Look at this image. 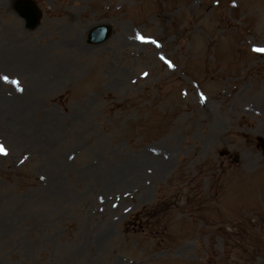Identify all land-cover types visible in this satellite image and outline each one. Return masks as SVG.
<instances>
[{"label": "rangeland", "instance_id": "374dc122", "mask_svg": "<svg viewBox=\"0 0 264 264\" xmlns=\"http://www.w3.org/2000/svg\"><path fill=\"white\" fill-rule=\"evenodd\" d=\"M20 1L0 0V264H264V0H31L33 29Z\"/></svg>", "mask_w": 264, "mask_h": 264}, {"label": "water", "instance_id": "95a60500", "mask_svg": "<svg viewBox=\"0 0 264 264\" xmlns=\"http://www.w3.org/2000/svg\"><path fill=\"white\" fill-rule=\"evenodd\" d=\"M20 14L27 19V25L34 27L39 21V16L35 8L30 3H23L19 5ZM111 34V28L107 25L95 27L90 36V42L101 43L105 41Z\"/></svg>", "mask_w": 264, "mask_h": 264}, {"label": "bare ground", "instance_id": "6f19581e", "mask_svg": "<svg viewBox=\"0 0 264 264\" xmlns=\"http://www.w3.org/2000/svg\"><path fill=\"white\" fill-rule=\"evenodd\" d=\"M163 18V17H162ZM34 53L32 52H24L22 55L26 57V65L29 68L30 66H34L35 61L37 59V56L33 55ZM144 162V158H136L134 159L124 170V172L120 173H113L112 174V179L115 182H123L125 184H131L133 181L136 179L142 178L143 175L140 171L137 169H141V163Z\"/></svg>", "mask_w": 264, "mask_h": 264}, {"label": "snow or ice", "instance_id": "6c2138e0", "mask_svg": "<svg viewBox=\"0 0 264 264\" xmlns=\"http://www.w3.org/2000/svg\"><path fill=\"white\" fill-rule=\"evenodd\" d=\"M141 40H144L143 37H140ZM153 43H155V41H152ZM257 51H264V49H257ZM5 80H7L8 78L7 77H4ZM18 83V82H17ZM0 152H3L4 154H7L6 153V150L4 149V147L2 145H0Z\"/></svg>", "mask_w": 264, "mask_h": 264}]
</instances>
